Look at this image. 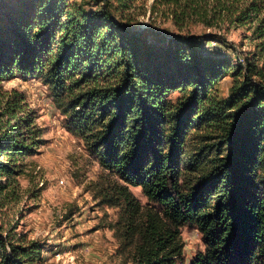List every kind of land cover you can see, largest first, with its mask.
Wrapping results in <instances>:
<instances>
[{
	"label": "trees",
	"instance_id": "16d2710c",
	"mask_svg": "<svg viewBox=\"0 0 264 264\" xmlns=\"http://www.w3.org/2000/svg\"><path fill=\"white\" fill-rule=\"evenodd\" d=\"M135 1L0 0V195L14 194L24 158L44 143L25 93L3 84L38 78L67 128L126 183L118 190L127 205L120 231L131 264H176L185 224H195L206 245L191 264H264V0H214L219 13L208 26L219 16L251 31L254 49L236 62L203 48L228 42L221 32H130L123 12ZM157 2L180 28L210 5ZM230 74L234 83L220 98L217 85ZM193 135L204 144L184 168ZM127 185L159 209L142 207ZM1 231L0 264H41L43 243Z\"/></svg>",
	"mask_w": 264,
	"mask_h": 264
},
{
	"label": "rangeland",
	"instance_id": "374dc122",
	"mask_svg": "<svg viewBox=\"0 0 264 264\" xmlns=\"http://www.w3.org/2000/svg\"><path fill=\"white\" fill-rule=\"evenodd\" d=\"M207 11L188 14L181 28L176 25L171 10L155 0H136L133 7L123 12V24L130 32L150 27L160 34H175L182 30L196 34L221 32L227 41L206 42L203 48L213 55L231 54L234 62L245 58L254 49L251 31L237 27L216 16L214 26L205 20H214V0H206ZM222 0L218 3L222 6ZM249 0H240L236 6H245ZM121 17L120 14H118ZM212 17V18H211ZM229 27L227 31L226 28ZM159 38L150 36V40ZM235 49L237 54H233ZM232 74L222 79L215 90L226 98L234 83ZM6 90L24 92L29 108L35 111L36 122L42 128L44 143L39 151L24 158L22 173L9 189L14 194L0 195V227L3 235L11 239L40 241L44 245L41 264H131L132 245L124 240L120 225L124 224L127 205L118 190L126 183L114 172L106 169L99 158L89 151L85 140L71 132L65 117L54 103L49 88L38 78L15 77L4 82ZM179 92L172 94L176 100ZM193 135L185 149L183 166H188L190 153L200 144ZM214 140H208L212 143ZM207 142V141H206ZM207 143V144H208ZM0 180H4L0 179ZM142 207L158 204L148 200L140 186L127 185ZM109 200L118 202L112 205ZM183 253L176 264H191L205 251L203 234L195 224L181 227Z\"/></svg>",
	"mask_w": 264,
	"mask_h": 264
}]
</instances>
